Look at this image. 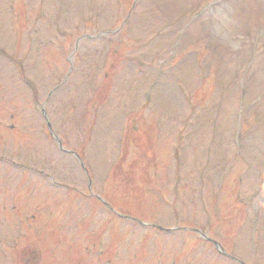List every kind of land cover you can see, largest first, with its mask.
<instances>
[{"label":"rangeland","instance_id":"1","mask_svg":"<svg viewBox=\"0 0 264 264\" xmlns=\"http://www.w3.org/2000/svg\"><path fill=\"white\" fill-rule=\"evenodd\" d=\"M0 124L39 260L264 264V0H0Z\"/></svg>","mask_w":264,"mask_h":264},{"label":"flooded vegetation","instance_id":"2","mask_svg":"<svg viewBox=\"0 0 264 264\" xmlns=\"http://www.w3.org/2000/svg\"><path fill=\"white\" fill-rule=\"evenodd\" d=\"M13 117L14 115H11V118ZM13 127V125H10V128ZM0 167V176L4 170H18L21 172L26 171L28 174L30 172L39 173L43 178L41 186H44L46 181H51L50 176L36 163L11 161L9 163H0ZM4 181L7 182L4 178L0 179V264H47L46 260H39L36 250H32L30 239L33 236L31 224H33L34 219L38 218L46 222L48 220L45 219L49 218L47 215L49 212L39 209L31 210L34 209V203L24 200L23 197L25 196H22L21 200L13 193L9 184H4ZM18 199L21 201H18ZM36 206L39 207L38 205ZM14 218L23 219L21 224L23 231L18 225L12 224L13 226H11L9 224V222H13ZM24 221L27 223L25 224ZM18 239H23L24 242L20 244ZM19 256H21L20 259H18Z\"/></svg>","mask_w":264,"mask_h":264},{"label":"water","instance_id":"3","mask_svg":"<svg viewBox=\"0 0 264 264\" xmlns=\"http://www.w3.org/2000/svg\"><path fill=\"white\" fill-rule=\"evenodd\" d=\"M158 228L161 229V230H164V231L166 230L165 228H162V227H158Z\"/></svg>","mask_w":264,"mask_h":264}]
</instances>
